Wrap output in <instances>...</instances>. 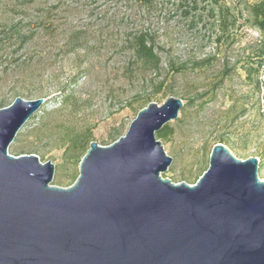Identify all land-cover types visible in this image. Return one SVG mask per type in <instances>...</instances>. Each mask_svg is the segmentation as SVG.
Returning a JSON list of instances; mask_svg holds the SVG:
<instances>
[{
	"label": "rangeland",
	"instance_id": "rangeland-1",
	"mask_svg": "<svg viewBox=\"0 0 264 264\" xmlns=\"http://www.w3.org/2000/svg\"><path fill=\"white\" fill-rule=\"evenodd\" d=\"M219 4L239 3L0 0V108L18 96L47 98L9 152L45 156L43 161L56 166L52 183L70 186L79 163L67 159L59 145L67 129L90 128L92 140L109 145L128 131L147 101L160 104L176 95L187 106L169 123L173 132L161 138L173 157L164 176L195 183L209 166L211 146L223 136L236 156L260 158L259 176L264 179V67L256 71L253 56L260 33L241 26V19L217 41L213 8ZM71 30L84 33L87 49L66 48ZM141 31L153 36L163 61L159 73L141 70L132 57L130 39ZM180 65L185 71H177ZM226 66L232 71L221 81ZM160 81L164 85L158 90ZM63 86L77 95L75 112L54 111L59 106L54 98ZM201 95L205 97L197 98Z\"/></svg>",
	"mask_w": 264,
	"mask_h": 264
},
{
	"label": "water",
	"instance_id": "water-1",
	"mask_svg": "<svg viewBox=\"0 0 264 264\" xmlns=\"http://www.w3.org/2000/svg\"><path fill=\"white\" fill-rule=\"evenodd\" d=\"M46 100L0 108V264H264L258 156L218 142L195 183L163 175L173 157L157 132L181 97L150 101L109 145L92 140L67 187L53 161L9 152Z\"/></svg>",
	"mask_w": 264,
	"mask_h": 264
},
{
	"label": "trees",
	"instance_id": "trees-1",
	"mask_svg": "<svg viewBox=\"0 0 264 264\" xmlns=\"http://www.w3.org/2000/svg\"><path fill=\"white\" fill-rule=\"evenodd\" d=\"M135 1L140 4H152L156 0ZM238 3V5H243L242 8H240L238 5L225 6L221 4L213 8V12L216 14L217 17V41L223 39L225 35L230 33L235 27V25L239 21H241V19V26L257 29L260 33V38L256 42L255 49L253 51V56H255V58L258 60L255 70L260 71L261 68L264 67V0H238ZM84 37V33L78 30L69 31L65 36L66 48L72 47L74 50L87 49L85 48L87 47V41H85ZM130 45L133 51L132 57L139 64L141 70L148 69L153 70L157 73H159V71L161 72L163 68V61L159 51L157 50V47L155 46L153 36L148 31H141L135 34V36L130 39ZM236 65L237 64H235L234 66L236 67ZM185 67V65H180L177 66L176 69L177 71H185ZM231 71L232 67L226 66L222 72L223 75L221 77V81H223L228 76V73H230ZM163 85L164 82L160 81L159 84H157V89L159 90L163 88ZM60 91V95L54 98V100L59 103V106H57L54 111L58 112L63 108H71L72 111L75 112L77 110L76 106L78 104V98L77 95L74 93V90L69 86H63L62 88H60ZM205 95L198 96L197 98H203L205 97ZM14 100L15 99H13L11 102H13ZM191 100L195 101L194 98H192ZM11 102H9L8 104H3L1 106L9 105ZM149 102L150 101H147L145 105ZM145 105L141 106L138 109V112L142 108H144ZM184 106H187V104L184 103ZM49 114L50 113L47 112L45 116H48ZM172 132L173 128L168 123L163 128H161L160 131L157 132V137L159 139L168 138V136ZM61 140L62 142L59 145L64 148L63 155H65V157L69 160L73 159L77 161V163H80L81 159L89 148L90 142L92 141L91 129L89 128L85 131H81L70 127L63 133ZM225 141L226 138L223 136L219 140V142ZM212 147L213 145L211 146L210 150L212 149ZM41 159L45 160V156L42 155ZM206 170L207 169H205L203 173ZM78 175L79 174H75L72 183L76 180ZM198 178L199 177H197V179Z\"/></svg>",
	"mask_w": 264,
	"mask_h": 264
},
{
	"label": "built area",
	"instance_id": "built-area-1",
	"mask_svg": "<svg viewBox=\"0 0 264 264\" xmlns=\"http://www.w3.org/2000/svg\"><path fill=\"white\" fill-rule=\"evenodd\" d=\"M262 81H263V85H264V74L262 75Z\"/></svg>",
	"mask_w": 264,
	"mask_h": 264
}]
</instances>
